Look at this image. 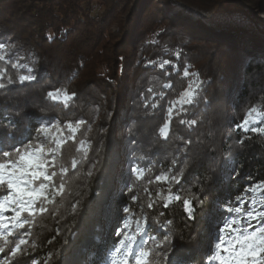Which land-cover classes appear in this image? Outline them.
<instances>
[{
    "label": "trees",
    "instance_id": "obj_1",
    "mask_svg": "<svg viewBox=\"0 0 264 264\" xmlns=\"http://www.w3.org/2000/svg\"><path fill=\"white\" fill-rule=\"evenodd\" d=\"M176 6L181 9L173 11ZM95 9L100 13L93 15ZM263 9L264 0H178L177 5L171 0H0V42L8 39L16 45L10 56L22 52L25 60L34 61L30 66L39 81L24 91L0 95V118H11L21 129L38 127L42 120L87 122L76 141L62 147L71 195L57 197L49 212L36 217L29 244L22 246L26 251L10 264H95L98 240L112 241L126 205L136 216H145L153 230L171 235L174 247L168 256L175 264H206V238L222 215L220 205L234 202L245 186L264 181V134L231 130L248 107L264 110V59L258 55L264 27L251 18ZM223 17L236 22L230 25ZM165 59L172 63L160 69ZM185 67L204 81L201 100L189 115L174 117L165 141L157 129L167 102L193 79L183 76ZM169 82L172 87L165 89ZM149 87L165 93L163 100L156 97V109L143 107L141 94L151 97ZM54 88L77 94L68 109L45 98ZM181 118L198 123L190 129L179 123ZM80 139L91 148L89 162L78 166L76 175L71 161L83 154L77 151ZM97 159L93 176L87 177ZM131 160L141 166L151 162V168L129 192ZM170 168L171 174L184 169L183 188L174 182L166 186L173 193L180 190L182 199L164 208L156 194L166 197L169 188L148 181ZM150 192L157 200L151 209ZM192 194L202 203L193 199L195 218L189 220L183 199ZM132 195L137 196L135 203Z\"/></svg>",
    "mask_w": 264,
    "mask_h": 264
},
{
    "label": "snow or ice",
    "instance_id": "obj_2",
    "mask_svg": "<svg viewBox=\"0 0 264 264\" xmlns=\"http://www.w3.org/2000/svg\"><path fill=\"white\" fill-rule=\"evenodd\" d=\"M15 47L14 43L0 42V95L24 91L34 82H39L34 68L30 66L34 61H27L22 56L7 55ZM154 63L149 61L148 65ZM170 63L172 62L165 59L158 67L164 69ZM175 70L176 66L173 65V71ZM190 75L193 79L188 82L187 87L177 98L167 102L164 121L157 129L158 136L165 141L170 137L174 117L189 115L200 103L204 81L199 73H190L185 67L183 76ZM163 87L170 89L172 84L169 82ZM147 92L152 95L145 98L141 94L143 107L147 109L150 105L152 109L158 108L159 101L156 97L163 100L165 93L154 92L152 87ZM76 96L75 92L70 93L66 88H54L47 91L45 98L68 109ZM86 123L83 119L63 123L59 120H42L38 127L21 129L11 118H0V254H5L0 256V264H10L11 258L26 251L22 246L29 244L31 227L36 217L49 212L48 206L54 204L57 197L63 198L66 193L71 195L66 188L68 182L65 177L69 169L63 163L62 147L69 141L75 142L77 132ZM179 123L191 129L198 122L195 118H181ZM12 129H16L19 135ZM65 130L68 135H64ZM87 130L91 131L90 125ZM231 130L245 134H264V110L259 105L248 107L244 117L234 123ZM130 143L135 141L130 140ZM190 143V140L187 141L186 146ZM239 143H244L243 138ZM90 148V142L79 140L77 151H82L83 154L79 159L73 158L71 161V168L76 175H79L78 166L82 168L89 162ZM139 159L146 158L141 156ZM99 163V159L91 162L86 172L87 177L93 176ZM172 163L175 166L178 161L174 159ZM150 168L151 162L141 166L136 160L130 161L129 184L126 185L129 192L132 191V183L143 179ZM171 173L170 168L167 173L156 175L154 181L149 180L148 183L165 182L171 185L174 182L183 188L181 178L184 169L180 168L176 174ZM149 196L151 199V193ZM156 196L157 200L163 198L164 208H168L173 201L182 199L180 190L173 193L171 187L166 197H161L159 192ZM130 199L135 203L137 196L132 195ZM193 199L202 203L195 194L183 199V207L189 220L195 218ZM157 200H151L148 208H153ZM78 204L79 201L71 204L73 212ZM220 210L222 215L214 220L206 238L203 257L207 264H264V181L245 186L234 202L231 199L223 202ZM122 213L126 215L121 216L113 232L114 239L106 249L105 264H175L168 256V250L174 247L168 232L153 230L146 217L142 219L136 216L127 205L123 207ZM160 215L163 216L164 213L161 212ZM167 223L171 224L172 221L168 220ZM163 228L164 225L161 224L160 229ZM48 257L51 259L52 254L49 253ZM44 264L48 262L45 261Z\"/></svg>",
    "mask_w": 264,
    "mask_h": 264
},
{
    "label": "rangeland",
    "instance_id": "obj_3",
    "mask_svg": "<svg viewBox=\"0 0 264 264\" xmlns=\"http://www.w3.org/2000/svg\"><path fill=\"white\" fill-rule=\"evenodd\" d=\"M171 3L174 4V5H177L178 0H171ZM180 9L181 8L179 6H176L173 11H178ZM99 13H100V10L95 9V11L93 12V15H96V14H99ZM251 18H252L253 22H255L256 24H258L261 27H264V9L261 10V11L255 12V14H253V16L251 15ZM221 20L224 21V22H226V23L230 22L231 20H234L236 22V18H234V17H223V18H221ZM192 21H196V17H192ZM233 23L234 22L231 21L230 22V25L233 24ZM187 36H188L187 34L184 35V37H187ZM261 37H262V35L258 38V41H259V43L261 45V50H259L258 55L261 56L262 59H264V41L262 40ZM4 43H11V42L7 39V40H5ZM248 49L250 50V48H248ZM10 50L7 52V55H10L11 54ZM13 55H14L13 57H16V56H22V57H24V55H23L22 52L15 53ZM66 132H67V130H65L64 134ZM163 173H166V172H163ZM158 175H160V174H158ZM159 183L160 184H163L164 189L169 188V187L166 188V186H168V183H165V182H159ZM150 193H151V199H150V196L148 194V203H150L151 200H155V196H153L152 192H150ZM141 218L143 219V218H145V216H142ZM134 227H135V224H133V228ZM164 229L165 228H163L162 230H164ZM111 238H112V241H113L114 237L112 236ZM111 242L110 241H107V239H104V238L98 240V243L97 244L99 245V249L100 250H99V253H98V259L96 260L95 264H105V260H106V249H107L108 245ZM180 264H191V263L190 262H181ZM206 264H207V261H206Z\"/></svg>",
    "mask_w": 264,
    "mask_h": 264
}]
</instances>
